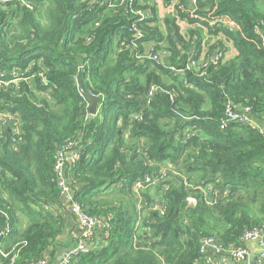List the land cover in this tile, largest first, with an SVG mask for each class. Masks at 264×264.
Here are the masks:
<instances>
[{"label":"trees","instance_id":"1","mask_svg":"<svg viewBox=\"0 0 264 264\" xmlns=\"http://www.w3.org/2000/svg\"><path fill=\"white\" fill-rule=\"evenodd\" d=\"M29 1L32 10L0 4V108L22 125L17 143L0 129V208L8 214L0 213V264L45 254L53 261L62 246L54 161L68 139L79 152L67 172L73 198L108 224L70 264H193L201 237L226 247L245 229L264 228V135L245 124L219 125L226 97L264 122V46L253 31L264 26L263 0H195L198 18L180 0L177 13L215 37L205 52L200 36L190 30L184 37L171 14L163 34L147 0ZM137 8L148 14L132 48ZM227 40L237 55L223 60ZM145 41L149 53L162 43L167 55L140 57ZM216 51L222 56L213 58ZM189 58L196 64L184 70ZM169 67L184 72L185 83ZM12 68L26 79L5 84ZM78 74L101 97L94 115ZM207 184L228 193L205 198L194 186Z\"/></svg>","mask_w":264,"mask_h":264},{"label":"built area","instance_id":"2","mask_svg":"<svg viewBox=\"0 0 264 264\" xmlns=\"http://www.w3.org/2000/svg\"><path fill=\"white\" fill-rule=\"evenodd\" d=\"M18 1L26 8L32 10L33 5L29 0H0V4H5L8 2ZM155 4H169V8L171 9L170 14L176 18L177 23L185 17L179 15L176 11V8H179L180 0H170L167 3H163L162 0H152ZM195 0H190L192 5V9H189L192 17L198 18V16L194 13L193 4ZM136 17L133 19L131 30L133 32V39L131 44L132 48L137 47L138 38L142 36V31L138 27V25L143 22L147 18V11L143 9L137 8L133 10ZM222 23L226 24L230 28L238 29V25L233 24L232 22L222 19ZM212 20L209 21V24H212ZM253 31L257 34L259 43L264 46V26H262V22H257L253 26ZM143 44V43H140ZM127 46H125L126 48ZM167 55V50L165 45L160 44V49L156 52V54H152L144 51V53L140 54V57H150L153 61L158 62L161 58ZM222 56L220 53L216 51V54L213 55V58H218ZM202 62V61H201ZM196 63L192 58L188 59V64L185 65V69H188L190 66L195 65ZM169 69L174 73L178 74L180 69L175 70L173 67H169ZM4 73L1 72L0 75ZM12 78H10L5 84L12 83L17 85L20 80H25L26 77L22 76L17 69L12 68L10 71ZM180 77L182 78L183 83H185L184 72H180ZM1 83V81H0ZM231 123H239L250 126L251 128L256 129L260 134L264 135V122L263 124L258 123L251 113V107L249 105H245L243 107H239L233 103V101L226 97L224 102L223 114L219 119V125L221 128H225L227 125ZM0 129H8L9 133H11V142L17 143L19 136L22 131V125L18 114L10 113L6 109L0 108ZM192 134V133H191ZM77 147V140L68 139L65 140L58 147L55 154L54 161V170L56 172V182L57 187L59 188L60 195L62 200L67 203L71 214L74 216L78 225L82 228V233L78 237V240L74 246H71L66 249L63 255L59 258L56 264H70L73 258H75L79 253L85 252L88 249V246L92 239L94 238V233L96 230L108 226L103 220L98 217L90 216L85 211L81 204L74 200L73 192L71 190L70 182L67 179V172L72 167L76 160L78 159L79 152L75 149ZM150 180L149 177L145 179L146 182ZM137 187L142 186L141 184H136ZM197 188L202 195L206 197H211L212 195L217 198L224 196L228 190L225 188H219V192H217L216 187H213L210 184L201 186H194ZM188 202L191 204L195 203V199L193 197L187 198ZM0 213L8 220V214L5 210L0 208ZM137 225H140L137 222ZM10 230V225L8 221L5 222L1 233L6 235ZM238 244L230 245L223 247L217 244L213 237L204 236L200 239L199 251L200 256L195 260L193 264H223L222 261L217 257L219 254L226 255L229 259L230 264H264V228L263 227H252L245 229L242 234L239 236ZM249 244H253L257 248V257L253 258L251 254V250ZM207 250H211V254L205 255ZM4 255H6L4 253ZM50 259L49 255L45 254L43 257L37 258L29 262V264H49Z\"/></svg>","mask_w":264,"mask_h":264},{"label":"crops","instance_id":"3","mask_svg":"<svg viewBox=\"0 0 264 264\" xmlns=\"http://www.w3.org/2000/svg\"><path fill=\"white\" fill-rule=\"evenodd\" d=\"M142 1H144V0H142ZM147 1H148V5L154 4L156 6L158 25H159L161 32L163 34H165L164 23L162 22V20H163L164 16L166 15V13H164V11L165 10L169 11L168 10L169 4L168 5H165V4H160V5L157 4L156 5L155 2H153L152 0H147ZM188 1L190 3V0H188ZM189 3H188V5H189ZM261 7H262V10L264 12V0L261 2ZM179 23L183 24V30L180 28V26H179V28L182 31V35H184V37H186V38L189 37V31L190 30L195 31L200 36V38L203 41V48H202L203 52H205L207 49V43H213L214 42L215 37L208 33V27L201 24L200 22L191 23L188 20L182 19L179 21ZM221 38H224V37H221ZM151 48H152V42L151 41L143 42V50L144 51H150ZM215 54H216V52L212 53V56ZM236 55H237V50H236L233 42L231 40L225 41L224 42L223 60L231 59V58L235 57ZM219 188L220 187H216L217 192H219ZM55 210H57V209L55 208ZM59 210L60 211H58V212L61 214V218L63 219V223H64V230L59 236V239H60V241L63 242V244H62V246H60L56 250L55 258L53 259V261H50L49 264H56V262L63 255V253L66 251V249L71 247V246H74L76 244L78 237L81 235V233L83 231L82 228L76 222L74 216L71 214L70 209H69L66 202L63 203L62 207H59ZM25 223H26V221L23 220V218H22V225H25ZM90 244H92V241ZM63 245H65V246H63ZM6 247H9V246L6 245ZM249 247H250L251 254H252L253 258L256 259L257 248L253 244H249ZM206 252L207 253H205V255H209L212 253L211 250H207ZM217 257L222 261L223 264H230L229 259L227 258L226 255L220 256L218 254Z\"/></svg>","mask_w":264,"mask_h":264},{"label":"water","instance_id":"4","mask_svg":"<svg viewBox=\"0 0 264 264\" xmlns=\"http://www.w3.org/2000/svg\"><path fill=\"white\" fill-rule=\"evenodd\" d=\"M188 8L192 9V5L189 4ZM77 84L79 92L89 101L88 113L94 115L97 111V105L101 101V97L99 95L91 94L84 89L80 74L77 75Z\"/></svg>","mask_w":264,"mask_h":264},{"label":"rangeland","instance_id":"5","mask_svg":"<svg viewBox=\"0 0 264 264\" xmlns=\"http://www.w3.org/2000/svg\"><path fill=\"white\" fill-rule=\"evenodd\" d=\"M168 10H170V12H171V9H170V8H169ZM170 12L167 11V10L164 11V13H166V15H167V14H170ZM178 25H179L180 28L183 30V24H182V23H179ZM146 52H149V51H146ZM172 174H173V173H172Z\"/></svg>","mask_w":264,"mask_h":264}]
</instances>
